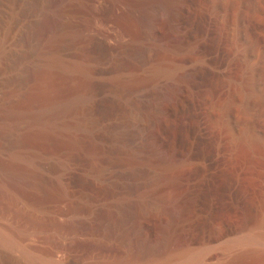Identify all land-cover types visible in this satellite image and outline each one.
I'll return each instance as SVG.
<instances>
[{"label":"rangeland","instance_id":"1","mask_svg":"<svg viewBox=\"0 0 264 264\" xmlns=\"http://www.w3.org/2000/svg\"><path fill=\"white\" fill-rule=\"evenodd\" d=\"M178 1L177 36L184 38L187 51L178 64L188 76L170 83L172 99L159 134L181 163L174 187L181 245L152 264H185L188 254L200 252L198 264H264V0ZM125 2L0 0V127L15 121L10 129L16 142L0 163L11 156L20 163L30 158L45 162L40 172L44 188L26 197L22 205L27 208L0 199V233L18 235L15 239H22L32 259L0 241V264H142L134 262L136 236L122 207L128 192L124 175L135 155L132 135L144 119L138 94L126 83L147 66L134 54L132 33L124 26ZM57 27L66 32L64 42L56 36ZM54 56L62 67L88 72L89 82L74 81L90 96L85 95L89 102L81 111L55 122L62 133L56 128L57 135L35 136L41 142L29 135V120L26 125L11 114L13 105L20 102L18 109L29 102L48 77L45 71ZM244 79V93H235L229 81ZM244 96L250 97L239 99ZM227 101L232 111L219 117L216 105ZM234 133L244 143L255 140L257 154L247 157L249 164L229 150L228 135ZM151 214L140 223L156 234L164 214ZM244 238L253 240L237 243ZM251 251L263 257L253 258Z\"/></svg>","mask_w":264,"mask_h":264},{"label":"bare ground","instance_id":"2","mask_svg":"<svg viewBox=\"0 0 264 264\" xmlns=\"http://www.w3.org/2000/svg\"><path fill=\"white\" fill-rule=\"evenodd\" d=\"M125 3H127L126 4L127 8L125 6L124 8L126 12H128V14L126 16L127 19L124 22L125 24L124 26L132 33L131 45L134 54L139 60L145 62L147 67L143 71V73L132 76L129 82L126 83L127 84L126 87L128 86L137 92L144 119L142 122L139 123L138 127H136V129L133 131L132 137L136 141V146L134 149L135 155L133 154L134 157L129 163V167L127 166L128 169L126 170L128 171L125 174L126 176L123 174L128 182V183L125 182L128 184L127 185L128 192L126 193L127 195L124 196L125 197L124 201L123 199L121 201H123L122 208H124V211L126 213L125 216L127 217L126 220H128L131 223L133 231L136 236L134 237L136 238L137 252L135 253L137 255L135 253L134 254L135 256H137L136 259L138 261H136L135 259L134 262L141 261L142 264L143 262H149V264L150 263L152 264L153 261L158 259V257L164 255L167 251H169L171 247L177 244L179 245L181 241V235H179L176 231V228H178L177 224L179 225V221L181 219L180 218L181 210L178 204L179 200L175 198L176 196H174V190H175L174 187L176 184L175 182H177L176 181L177 172L178 169L180 168L179 164L181 163H179L178 161L180 158L179 159L177 158L178 155L177 152L175 151L176 152L175 153L174 150L167 148L168 145L166 147L164 139H162V137L159 134V126L165 114L168 111V103L172 99L170 86L174 84H170V83H172L173 81H175V83L176 81L179 82L180 80H183L188 76L186 69L182 65L178 64L179 63L178 60L180 59V57L183 58L182 56L187 51L183 48L184 38L181 39L178 38L177 36L178 33L177 30L179 29V28L177 29V24L180 21L178 19V14H177V9L179 8V7L177 8L178 6L177 3H179V1L177 2V0H129V2H125ZM262 9H264V7ZM263 14L264 13H262V15ZM59 27H57L58 30H55L57 31V35L55 34V32L54 34L58 37V39L63 41L65 40L66 32H64V29L62 27L61 28ZM56 36L53 35V37L57 38ZM181 37L184 36L182 35ZM51 40H52L51 42H53L54 38L53 39L51 38ZM57 40L55 39L54 42H56ZM52 58L50 59L49 64L47 63L48 66L46 65L47 66L46 71L44 69V71L46 72L45 74L48 77L44 78L43 76L44 79H42L36 86L30 101L29 102L24 101L26 104L18 107V109H16L18 104L20 105V102L16 104L18 101L15 103L17 106L13 105L15 106V109L11 107L13 112L15 111L14 114L11 115H15L14 117L18 118L17 120H24L25 122L26 119V121L27 120L30 121L31 128L29 126L27 127L30 128L32 134L30 132H29L30 134L28 133L29 129H26L25 127L26 122L25 124H23L24 127L23 126L21 127L25 128L27 132L25 129L24 131L29 135H34V137L32 136L33 138H35V136H41L42 138V136L47 133L48 134L52 133L49 135H53V134L57 135L56 128L58 127L55 128L54 126L55 122H57V120H62L70 115L76 114L81 108H83V105H86L89 102L90 95L87 92L86 93L89 96H85L87 94L85 95L82 94L83 90L81 93V91L79 90L80 87L78 88L77 86L79 83L77 84L74 81L75 79L74 77H80L84 81L85 80L88 81L89 79L88 72L79 66L62 67L61 61L59 62V59L57 57L54 56ZM248 74L251 75L252 71L249 70ZM55 76L62 79L63 82H61L60 79L57 80V78L53 80L51 79V81L48 80L50 79V77L54 78ZM235 80L229 81L230 83L229 86L233 88L235 93H239V92L244 93L242 91L246 86L247 80L245 82L244 79L243 80L244 82L241 83H239L241 80L240 81L237 80L238 83H236L237 81L235 82ZM229 86L228 88H230ZM233 90L229 89V91H233ZM240 94L239 95L237 94L235 96H240ZM231 96L234 97V95ZM248 97L247 96L241 98L239 97V99L242 100V98H244L247 100ZM233 100L235 101L236 99ZM21 103L23 104V101ZM229 106H230L229 102L226 104L224 103L223 106L221 105V107L220 105L219 107L216 105V107L218 108L217 110H220L219 114L221 113L219 117L223 116L225 118V116L227 115L229 116V114L232 111L230 109L231 107L229 108ZM215 113L216 112H214V114ZM219 117H215V118L218 119ZM16 118H12V120ZM220 121L222 120L219 119L218 122L221 123ZM21 122L22 121H20V123ZM14 123L11 125H14ZM20 123L17 125L18 127L20 126ZM219 123L216 124L218 125ZM6 125L7 124H4V127L3 125L2 128L0 127L1 128L0 131H2L0 133L2 135V138L0 139V158L3 155H5L4 151L7 153L6 151L7 148L9 147L12 148L14 146V143H16L13 142L14 140H12V135L14 133L12 132L13 130L10 129L11 125H8L9 128L5 127ZM220 126H222V123ZM14 128L15 127H13V129ZM223 128L225 127H222V129ZM58 129L59 131L62 130L60 128ZM68 130L69 128L66 131ZM15 131L16 133H20L17 132L18 131L17 128ZM25 132L23 134H25ZM23 136L24 135H22V137ZM228 136H229L228 138L229 150L233 155L237 156L236 157L237 159L239 158L240 161H244V162L247 161L248 163L252 159L249 160L247 157H250L251 155L256 156L257 153L255 152L254 149L255 144L253 145V142L255 141L254 139L250 138L248 141H246V143H244L245 139L242 136H239L235 133ZM30 138L31 136L29 137V139ZM37 139L35 138V140ZM38 140H40V138ZM35 153L36 152H34V155L36 156ZM15 154L16 153H14V155ZM36 157L34 159H36ZM17 158L15 156L12 158L11 156L9 161L6 162L3 161L4 164L0 163V199L7 201L9 206L17 204L18 205L17 207H19L20 204L21 206H23L22 203L23 204L26 203L25 202L27 201L26 197H29V194L39 193L44 188L45 177H43L44 174L42 175L41 171L43 168H45L43 167V165H45L43 163L45 162L42 163L41 161H38L39 158H37L38 160H30L32 159L30 158L28 162H23L24 163L23 164L20 163ZM244 162H242V164ZM125 190L126 189H124V191ZM154 212L156 214L157 212L159 214L161 213V215L164 214L162 215V217L164 216V218L160 222L161 226L159 232L155 231L156 234H152V232H150L147 229L146 225L142 224L143 222L140 223V220H142L143 218L145 219L148 216L149 217L151 215L153 216V214L151 213ZM217 233L219 232L217 231L216 234ZM219 234H222V232ZM26 235L28 236V234ZM26 235L22 237L25 239ZM14 236L11 235L4 237L0 233V241L4 242L10 247L21 250L25 256H27L29 259H32L29 251L25 249L26 247L24 248L22 246L23 243L20 242V240L22 239L18 237V239L20 238V240H17L15 238L18 235L15 237ZM215 236L214 239H216ZM249 240L252 241L253 239L244 238L241 241L239 240L237 243L245 244L247 241L249 242ZM255 252L251 251V255L253 258L261 259L263 257L259 255V253L256 254L258 251L256 253ZM205 254L207 255L206 252ZM260 254H262V251ZM201 255L202 252L197 254L192 253V255L190 256L188 254V256H186L187 259H185L186 260L185 264L201 263V261H198L202 259ZM245 255L248 256V254ZM55 262H57V260ZM58 263L64 264V262L61 263L58 262ZM58 263H53V261L52 262L50 261V264H58Z\"/></svg>","mask_w":264,"mask_h":264}]
</instances>
